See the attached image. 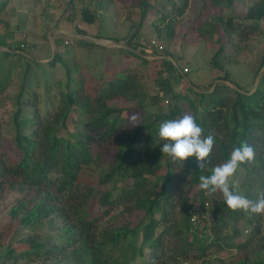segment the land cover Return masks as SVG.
I'll list each match as a JSON object with an SVG mask.
<instances>
[{"label":"trees","instance_id":"obj_1","mask_svg":"<svg viewBox=\"0 0 264 264\" xmlns=\"http://www.w3.org/2000/svg\"><path fill=\"white\" fill-rule=\"evenodd\" d=\"M8 1H4L3 8L7 6ZM222 1L213 0L212 3L220 9ZM226 1L228 5H232L233 0ZM82 16L88 23L95 20V15L87 9L82 11ZM246 20L252 23H235L234 19H229L226 23H221L220 28L224 35L230 38L236 36L241 39L256 33L259 23L264 21V0L248 10ZM27 46V41L20 42L17 44V50L22 51V48ZM131 49L126 50L125 54L139 58L133 52L134 48ZM13 51L16 50L9 49L6 53ZM219 55L218 52L211 64L216 70L224 72L222 80L229 81V74L216 60ZM168 57L172 55L168 53L165 58L153 61L143 58L140 60L145 66H151L150 78L160 81L157 88L159 92L163 91L165 96L161 98L158 92V100L168 101V96L173 94L174 75L181 78L180 83L184 88L201 97L200 101L208 97L207 106L202 112H199L193 102L187 101L191 115L204 129L203 135L206 137L211 133L215 138L206 166L200 168L196 158L192 157L180 167L172 164L167 155H163L160 151L163 142L158 138L159 125L167 120L182 118L188 111L181 104H174L165 114L152 115L146 112L148 94L142 88L137 74L129 67L114 71L107 82H104V87L95 91L91 88L88 78L81 77L80 82L70 84L71 74L67 69L68 81L65 84L66 89L59 92L57 111L48 120H38L32 133L24 135L18 131L14 147L19 161L12 166L0 163V181L11 179L10 188L18 187L23 190L27 187L31 192L27 204L20 201L14 206L11 217H20L23 227L33 234L20 240L19 248L10 250L6 255L7 260L11 259L14 264L23 260L41 259L43 264H127L128 258L136 255L134 242L141 237L143 245L147 244L150 250L149 255L160 252L161 258L168 256L177 262L189 259L193 250L199 252L198 255L205 256L208 245H216L219 249L231 247L234 239L240 234L237 226L233 225L237 221L243 220L249 226L253 225L255 214L249 212L250 215L246 217L244 211H231L225 202L211 198L212 233L208 235L205 228L200 231L194 226L192 215L188 213L187 208L183 206L177 211L176 195L187 183L192 187H199L200 176L211 175L210 170L226 162L232 150L241 142L247 141L255 149V160L250 164L241 165L240 169L244 172L241 185L247 198L253 201L257 199L256 194L264 190V88L259 86L253 93L243 92L239 84L233 83L237 90L231 100L225 97L217 98L202 91L197 92L196 86L191 82L187 86L183 85V79L188 72L180 70V74L176 64L167 59ZM56 63L57 55L49 64ZM28 69L29 67L26 68L24 81ZM165 72L167 76H164ZM118 98L137 100L138 104L127 110L109 105V100ZM172 98L175 101L186 100V96L182 94H173ZM36 105L34 104L35 107ZM75 107L82 109L88 116V122L86 129L81 131L76 139L69 140L60 132L67 127L68 118ZM124 111L141 113L139 123L133 131H122L127 122V119L122 117ZM21 114V111L18 112V120ZM188 114L190 115L189 112ZM38 117L39 115H36V118ZM24 118L23 122L27 124V117ZM143 133L146 139L139 150L126 147L128 142H134ZM95 140L116 143L118 150L101 183L110 184L115 189L120 177V181L122 178V182H125L124 185L116 198L109 192L92 193V190L88 189L85 190L83 199L79 203L76 202L77 207H61L59 195L69 196L72 200L80 196L79 193H73L78 185L81 168L92 162L91 145ZM1 143L0 125V148ZM200 191V206L205 211L206 194L204 190ZM32 203L34 204L28 208V204ZM120 204H127L124 211L129 213L130 220L121 226L100 230L102 222ZM142 214L143 218L140 217ZM51 215H54V218L61 217L62 230L54 236L55 238L42 240L37 232L50 223ZM226 230H232V242L223 236L222 233ZM251 230L246 242L235 244L238 249H246L253 243L258 227L255 226ZM119 248L122 249V258H113L114 250ZM139 254L145 256L143 248L139 249ZM238 264H264V258L250 259L248 253Z\"/></svg>","mask_w":264,"mask_h":264},{"label":"rangeland","instance_id":"obj_2","mask_svg":"<svg viewBox=\"0 0 264 264\" xmlns=\"http://www.w3.org/2000/svg\"><path fill=\"white\" fill-rule=\"evenodd\" d=\"M4 1L0 0V42H3L0 44L10 50H16L13 53L0 52V125L2 130L0 163L5 166H12L19 161L14 147L17 132L20 131L24 135L32 133L38 120H48L57 111L59 92L61 89H66L65 84L68 81L67 69L71 74L70 84L80 82L81 77L88 78L91 88L95 91L104 87V82H107L114 72L113 68L132 62L128 67L137 74L142 88L147 92L146 112L152 115L165 114L174 104L178 106L181 104L191 115L192 111L187 101L193 102L200 110L199 112H202L208 102V97L200 101L201 97L184 88L178 75L173 77L175 82L172 84V91L174 95H185V102L173 100V94L168 96V103L162 102L157 98L159 92L157 86L160 81L150 78V65L145 66L139 58H132V55L126 56L125 49L94 47L89 51L83 48L77 54L81 48V42L77 39H71V44L68 46L56 42L58 63L61 66L55 70H46L47 73L43 74L41 70L44 69V65L39 64L35 59L36 47L33 44L41 46L44 43L46 47H50L51 44L42 37L28 38L25 26L18 27L25 23V14L36 19H50L56 23L65 22L68 30L75 32L89 31L91 33L94 31L96 34L93 36H97L98 39L112 38L117 42H123L130 48H135V45L144 38L146 40L157 39L164 45L161 56L165 57L170 53L171 61L176 64L178 71L187 68L188 73L183 79V85L187 86L191 82L196 86L195 91L197 92L202 91L206 94H213L217 98L225 97L231 100L236 91L233 83L239 84L243 92L253 93L259 86L264 88V66H262L264 21L259 23V30L256 33L241 39L236 36L226 37L220 28V24L226 23L229 19H234L235 23L251 24L252 22L246 20L247 12L262 0H233L231 6L223 0L220 9L212 3L213 0H9L8 6L2 9ZM84 9L95 15L93 23H88L83 19ZM13 25H17L18 28L14 29ZM41 31L43 30L40 29L39 32ZM11 32H15V39L14 36H10ZM27 39L31 44L30 48L23 47L22 51H18L17 44ZM96 42L106 44L105 40ZM218 52L220 55L216 57V60L229 74V81L222 80L224 72L216 70L211 64ZM148 60L153 61L156 58ZM28 62L34 65L35 70L30 68ZM27 67L30 70L28 69L24 81ZM108 103L112 107L127 110L137 106L138 101L118 98L109 100ZM34 104H37L36 107ZM20 111L22 114L18 120L17 114ZM140 114V111L137 113L124 111L122 117L126 118L127 122L122 131H133L138 125V123L134 124V118L139 121ZM36 115L39 117L36 118ZM24 117H27V124L23 122ZM87 117L81 108L75 107L68 118L67 127L62 129L60 134L69 140L76 139L78 134L86 129ZM145 139L146 135L143 133L134 142H128L126 147L139 150ZM117 154L116 143L95 140L91 145L92 162L81 168L78 185L73 193L75 195L79 193L80 196L72 200L69 196L59 195L60 206L77 207L76 202L79 203L83 199V194L88 189H91L92 193L109 192L113 198H116L125 183L122 182L123 179L121 178L122 181H120L118 177V185L115 189L110 184H102L101 179L109 171ZM212 170H210L211 173ZM243 176L244 172L239 169L232 183L234 184L233 190L245 196V190L241 185ZM9 180L11 179L0 181V264H14L11 259L5 258L6 255L10 250L19 248L20 240L33 234L23 227L20 217L18 219L11 217L12 209L18 202L28 203L31 192L27 187L23 190L18 187L10 188ZM200 193L199 187H192L190 183L184 185L176 195L177 211L183 206L187 208L188 213L192 215L194 226L200 231L206 229V234L210 235L213 203L211 198L219 202L225 201L219 192L205 195L204 211L200 206ZM256 197H258L257 194ZM33 204H28V208ZM126 205H118L102 222L100 230L121 226L130 220L128 219L129 213L124 211ZM245 214L246 217L250 215L249 212ZM140 217L143 218L144 215ZM49 219L50 223L45 224L37 232L42 240L55 238L54 236L62 230L61 217L54 218V215H51ZM233 225L237 226L240 234L234 239L231 247L219 249L216 245H208L205 256L198 255L199 252L193 250L189 259L177 262L168 256L161 258L160 252L149 255L150 250L147 244L143 245L139 237L134 242L136 255L128 258L127 264H238V261L248 253L250 259L264 258V215L255 214L252 226L243 220ZM255 226L258 227V233L253 243L246 249H238L236 245L246 242L251 229ZM222 234L227 241L232 242V230L223 231ZM140 248H143L145 256L139 254ZM197 255L198 257L195 258ZM122 256V249L114 250L113 258H122ZM18 264H43V259L23 260Z\"/></svg>","mask_w":264,"mask_h":264},{"label":"clouds","instance_id":"obj_3","mask_svg":"<svg viewBox=\"0 0 264 264\" xmlns=\"http://www.w3.org/2000/svg\"><path fill=\"white\" fill-rule=\"evenodd\" d=\"M139 123L134 118V124ZM200 127L192 115L185 114L182 118L162 122L158 128V138L163 142L160 151L170 158L172 164L182 167L192 157L196 158L198 166L203 168L212 153L215 138L209 133L203 135ZM255 160V149L247 141L235 147L230 158L216 166L211 175L200 176V189L206 195L221 193L227 207L231 211H244L252 214L264 215V190L258 193L255 201L233 190V178L241 165L250 164Z\"/></svg>","mask_w":264,"mask_h":264},{"label":"crops","instance_id":"obj_4","mask_svg":"<svg viewBox=\"0 0 264 264\" xmlns=\"http://www.w3.org/2000/svg\"><path fill=\"white\" fill-rule=\"evenodd\" d=\"M8 4H7V6H8ZM2 6H3V4H2ZM2 9H3V7H2ZM24 16L26 17L25 23L20 24L18 27L25 26V28H26L25 30L28 34V38L42 37L44 40L49 41V43L51 44L50 47H46V45L44 43H42L41 46H35L36 44L35 43L33 44L34 47H36V52H35V56H34L35 59L37 60V62H39V64L44 65V69L41 70L43 72V74L47 73L46 70H48V71H50L51 69L55 70L58 66H61L60 63H56L55 65L49 64L53 60L54 56L58 54L57 48H56V42H60L64 46H68L69 44H71V41H70L71 39L79 40L81 42V48L77 51V54H79L83 50V48H86L87 50L91 51V49L94 47H100V48L104 47V48H108V49L118 48V49H125V50H129V51L132 50L130 47L126 46L123 42H117V41L113 40L112 38L106 39L103 37L101 39H98L97 36H95V37L93 36L94 34H96L94 31L91 33H89L88 30H87L88 32H86V33L85 32L84 33L75 32L72 30H68V27L66 26L65 22L59 21L58 22L59 24H58V23H56L50 19L49 20H45L43 18L36 19L34 17L32 18L31 16L29 17V15H27V14H25ZM92 25H94V24H92ZM13 27L15 29L17 27V25H13ZM49 28H50V30H49ZM40 29H42L43 31L39 32ZM45 34H46V38H45ZM10 36L11 37L14 36V39H15V32H11ZM98 40H105L106 44L97 43L96 41H98ZM65 42H68V44L66 45ZM0 43H3V42H0ZM116 43H118L120 45H116ZM27 44H28V46L26 49L30 48V46H31V44L28 42V39H27ZM44 47H46V49H43ZM8 50H9L8 47H6L5 45L2 46L0 44V52H6ZM133 52L137 56H139V59L140 58L146 59L144 56L139 55L136 52V48H134ZM132 58H137V57L133 56ZM163 58H165V57L162 56V58L160 57L159 59H163ZM167 59L171 60L172 58L168 57ZM146 60H148V59H146ZM131 63L129 62L127 64H124L123 66L113 68V71L128 67V65H131ZM28 64H29L30 68H32V70H35L34 65L30 64L29 62H28ZM85 65H87V64H85ZM87 66H89V65H87ZM179 73L181 74V71H179Z\"/></svg>","mask_w":264,"mask_h":264},{"label":"built area","instance_id":"obj_5","mask_svg":"<svg viewBox=\"0 0 264 264\" xmlns=\"http://www.w3.org/2000/svg\"><path fill=\"white\" fill-rule=\"evenodd\" d=\"M67 45L68 42H65ZM164 50V45L159 43L157 39H148V40H143L138 42L136 46V51L139 55L144 56L146 59H159L160 57L162 58L161 54ZM184 73L188 72V69L185 68L183 69ZM164 76H167V73H164ZM159 96L163 98L165 96V93L163 91L159 92ZM165 103H168L167 100H164Z\"/></svg>","mask_w":264,"mask_h":264},{"label":"water","instance_id":"obj_6","mask_svg":"<svg viewBox=\"0 0 264 264\" xmlns=\"http://www.w3.org/2000/svg\"><path fill=\"white\" fill-rule=\"evenodd\" d=\"M116 45H120V44H118V43H116ZM235 88H236V90H237V87L236 86H234Z\"/></svg>","mask_w":264,"mask_h":264}]
</instances>
